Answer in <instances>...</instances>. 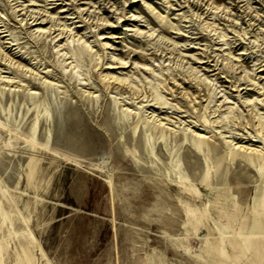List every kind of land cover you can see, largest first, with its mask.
I'll return each mask as SVG.
<instances>
[{
    "label": "rangeland",
    "instance_id": "rangeland-1",
    "mask_svg": "<svg viewBox=\"0 0 264 264\" xmlns=\"http://www.w3.org/2000/svg\"><path fill=\"white\" fill-rule=\"evenodd\" d=\"M262 149L264 0H0V264H264Z\"/></svg>",
    "mask_w": 264,
    "mask_h": 264
},
{
    "label": "bare ground",
    "instance_id": "bare-ground-1",
    "mask_svg": "<svg viewBox=\"0 0 264 264\" xmlns=\"http://www.w3.org/2000/svg\"><path fill=\"white\" fill-rule=\"evenodd\" d=\"M35 20H38V18H36ZM41 22H43V21H41ZM55 29V28H54ZM53 33H55V31L54 32H52V31H50L49 32V34H53ZM62 34V32L61 33H59V34H57V35H61ZM120 61H121V59H120ZM120 63H122V64H125V63H123V62H120ZM128 66V65H127ZM111 78L113 79V80H116V81H121V82H125V81H127V78L126 77H122V76H119V75H115V74H112L111 75ZM6 83V82H5ZM118 84V83H117ZM239 147H241V146H238L237 148H239ZM253 151V150H252ZM255 152L257 153L256 155H258V156H261L262 154H263V152H264V150L262 149V150H255ZM258 228V227H257Z\"/></svg>",
    "mask_w": 264,
    "mask_h": 264
}]
</instances>
